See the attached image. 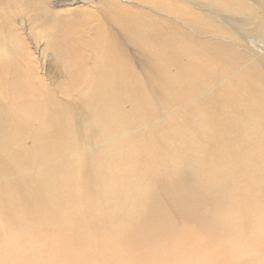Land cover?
<instances>
[{
  "label": "rangeland",
  "instance_id": "1",
  "mask_svg": "<svg viewBox=\"0 0 264 264\" xmlns=\"http://www.w3.org/2000/svg\"><path fill=\"white\" fill-rule=\"evenodd\" d=\"M157 1L0 0V86H12L15 97L35 110L46 102L41 106L49 111L43 122L27 124L4 114L8 102L0 103V191L4 193L0 195V222L5 231L0 235V252L4 258H13L15 243L26 257L32 240L42 247L49 264L56 263L68 243L85 244L88 263L86 257L79 262L84 255L80 250L64 257L67 264H155L157 254L179 242L188 255L195 249L190 254L193 264H264L262 238L241 243L238 259L229 258L221 247L227 234L214 225L220 222L217 212L221 210L210 204L199 205L196 212L188 207L199 170L211 169L213 179L226 191L220 202L228 206L222 204L220 209L243 215L248 188H263L249 197L258 225L264 171L247 182V177L229 172L227 155L222 158L221 151H213L210 140L213 130L219 133L226 126L216 124L208 134L200 123L195 126L189 120L211 106L208 87H200L202 72L208 74V84H215L216 71L223 74L233 68L237 76L254 55L264 58L260 49L264 39L245 31L248 44L235 51L241 61L229 62V56L218 52L221 47L217 49L216 41L198 37L203 25L217 28L195 10L202 0ZM225 1L232 4L235 14L255 16L250 18L252 26L264 27V0H215ZM162 7L168 13L161 17ZM193 16L192 26L182 23ZM244 54L251 55L246 63L241 59ZM99 68L102 78H98ZM104 69L111 82L102 80ZM253 80L249 86H259L264 93V82ZM225 85L224 91L241 88V106L246 107L249 96L256 93L247 95L246 87L237 81L231 82L233 88ZM262 100L259 105L264 104ZM94 106L99 117L89 110ZM242 111L264 124V115H257L255 109ZM72 121L79 124L76 134L71 128L64 130ZM236 135L238 141L246 137L241 130ZM220 142L224 143L223 138ZM41 144L47 149L39 148ZM257 147H263L261 141ZM205 153H209L206 163L199 166ZM95 154H105V158L88 161ZM180 154L181 162L175 166L173 158L179 159ZM167 161L168 165L163 164ZM121 169L123 175H115ZM89 170H94L92 176ZM48 174L56 181L51 182ZM97 175H109V179L99 177L93 183ZM66 188L72 194L70 201ZM85 188L86 196L76 193H85ZM169 190L173 197L165 199L163 194ZM214 197L206 202L214 204ZM184 202V206H174ZM210 208L213 211L204 212ZM199 209L204 210L200 216L206 221L196 214ZM31 210L37 216L30 225L14 218L13 213L33 214ZM67 216L69 239L62 235ZM111 245L121 252L113 261L105 255L106 262H102L101 253L95 257V251H86L104 246L110 250Z\"/></svg>",
  "mask_w": 264,
  "mask_h": 264
},
{
  "label": "bare ground",
  "instance_id": "2",
  "mask_svg": "<svg viewBox=\"0 0 264 264\" xmlns=\"http://www.w3.org/2000/svg\"><path fill=\"white\" fill-rule=\"evenodd\" d=\"M158 2L160 4H164L165 0H158L157 3ZM195 10L198 11V14L202 19L207 17L206 23H214L217 26V28H214V29H210L209 27H207L205 25L201 26L200 31H198L199 32L198 37L201 36L204 39H210L211 41H216L215 43L217 45H219V47L217 49H219L221 47V49L218 52H220L221 54H226L227 56H229V58H228L229 62L234 63V62L241 61L240 59L237 58L235 51L237 49H243V45L248 44L247 42H245L246 41L245 38H246V36H248L247 33H249L251 35H252V33H254L253 36H258V38L264 39V27L252 26L250 18H254L255 16H252V15L240 16L238 13H236V14L233 13V7H232L231 3H228L226 1L221 3V2H215V0H202L201 3L195 8ZM159 11H161V13H159L161 15V17L164 16L163 14L165 12L168 13L166 7L159 8ZM195 18L196 17L193 16V18L189 19L188 21L184 20L182 23L189 25V26H192L190 21L195 20ZM242 18H244V19H242ZM228 29H229V31H228ZM237 46H238V48H237ZM261 48L264 51V41L261 42L260 49ZM250 57H251L250 54H244L241 59L246 63L250 59ZM263 60H264V58L262 56H259V54L254 55V59L249 64H247L245 66V68H244L245 71L244 70L239 71L237 73V76H235L233 74V72H234L233 68L227 69V71L223 74H217L218 71H216V73H215V78H216L215 84H208L207 80H206V78L208 77V74L206 75V74H204V72H202L203 82L200 83L201 84L200 87H208L207 88L208 91L206 93L208 95H210V97H211V100H210L211 106L209 107V110H205L204 112H200L197 115L195 114L196 116L194 115L195 117H193V118H191V120H189L190 123H192L195 126L197 123H200L201 129L206 131L208 134L211 133L214 125H216V124L226 126L219 133H217L213 130L214 133H213L212 137L210 138V140L213 142L214 145L211 147L214 149L213 151H215V152L221 151L220 157L225 158V156L227 155L228 171L232 172L235 175H242L244 177H247V179L245 180L246 182L250 178H252L255 174H257L261 171H264V124L258 123L257 121H255L252 118L251 114L246 113V111L245 112L242 111V109H244V110L255 109V113L257 115H264V104L259 105V103L263 101L262 98H264V93L262 92L261 87H259V86L250 87L249 86L250 83L255 82L253 80L254 78H256L258 81L264 82V62H263ZM104 72H105V76L102 80H106L108 82H111L110 77L108 76L106 69H104ZM102 77H103V69L99 68L98 69V78H102ZM226 81L228 83H226ZM232 81H237L238 85H240L241 87L245 86L247 95H251L252 93L256 92V93L252 94L251 96H249V100H248L246 107L241 106L239 103L240 97L242 95L241 88L239 89V87H237L236 88L237 92H236L235 88L232 89L231 91H230V89H228L227 91H224V89H227V85H225V84H228V87L233 88L231 86ZM2 84H6V83H4V81H3ZM8 87L9 88H7V86L5 87L4 85L0 86V103L1 102H8L3 108L4 114L11 115L12 116L11 118L22 119L27 124L38 123V122L44 121L46 114H48L49 111H47V108L45 106H41V105H47L46 102H43V103L40 102L37 109L35 110V109L29 107L23 99L15 97L17 95V93L16 94L13 93V89L11 88L12 86L10 87V85H9ZM234 87H235V85H234ZM186 93L183 90V94L186 95ZM206 99H207V97L205 98V100ZM81 102L83 104H85V100H81ZM207 102H208V100H207ZM89 110H92L93 113H96L97 117H99L100 113L98 111L96 112L95 106L89 108ZM239 113H243V117H241V115ZM49 115H52V113H49ZM78 125H79L78 123H76L75 121H72L69 124V126L65 127L64 130L66 131V130H69L71 128L73 133L76 134L78 131ZM37 127H40V124H38ZM238 130H241V131L246 133V137L240 141H238L237 135H236V131H238ZM10 132H12V131L10 130ZM6 134H8V132ZM47 135H49V133H47ZM221 135H222V137H220ZM78 138L82 139L81 136H79ZM222 138H223V141L225 144L220 142V140L222 141ZM177 141H178V139H177ZM179 141H181V140H179ZM258 141H261V143L263 144V147L261 149H259L257 147ZM197 142H199V141L194 140V143H197ZM66 143L71 144L70 142H66ZM195 145H199V144H195ZM67 146L70 148L73 147L72 145H67ZM180 147H182V146H180ZM39 148L47 149L42 144L39 146ZM184 154H185V152L183 153V155ZM180 155H182V154H180ZM183 155L179 159H177L175 157L173 158V160H174L173 164L175 166L181 162ZM207 156H209V153L204 154L199 166H202L206 163ZM103 158H105V154H95V155L90 156L88 158V161H95L97 159H99L101 161ZM160 162L162 163L163 161L161 160ZM163 164L168 165V161L163 163ZM238 165H240V168H238ZM100 167H101V165H100ZM93 171L89 170L87 172L90 176H92ZM123 172H124V170L121 169L115 175H119L120 173L123 175ZM199 172H200V174L198 175L197 182H196V192H195V195L194 194L191 195V201L188 203V205H189L188 207H189V209H191V208L193 210L195 209V212H196V209L199 205L200 206H205V205L207 206V204L208 205L210 204L213 207V209L217 208L218 210H221L220 212L214 211V213L217 212L218 218L220 221L218 223H215L214 225H216L217 227L222 229V231L224 232L225 235L227 234V239L225 238L227 241L224 242L225 244L223 246H221V245L220 246L225 247L224 250H225V252L229 258L237 260L241 243H254L257 240V236L262 238V241H264V202L260 203L261 208H260V212H259V222H258V225L256 227V224L254 221L255 218H253V215L255 213V209L251 207V200L249 198V197H252L254 193H258V192L263 191V188H261L259 186H250L248 188L249 197H246V199L244 201L245 213L243 215H240L238 212H233V211H230L226 208H223V209L219 208L222 204L225 206H228L225 202H220L221 200L224 199V194L226 193V191H224L221 188V186H220L221 183H219L213 179V176H214L213 170L209 169L207 172H205L204 170H199ZM45 173H47V170H44L43 174H45ZM101 173H103V171H101ZM109 175L113 176L114 174H109ZM109 175H105V176L97 175L93 179V183L99 177H104L102 181H104L105 178L109 179ZM47 177H49V179H51V182L56 181V178L53 174L52 175L48 174ZM235 184H236L235 187H237L239 185V182L235 181ZM107 187H109V184H107ZM65 192H66L67 199L70 201L72 199V194L68 193V188H66ZM76 193L81 197H83L84 195L86 196V188H85V193H82V191H78ZM3 194L4 193L2 191H0V195H3ZM173 194H174V192L169 190L168 192L164 193L163 195H165V199L166 198L171 199L170 197H173ZM212 196L216 197V198L214 197L215 203L213 204L211 202V200L209 203H207L206 199L207 198L210 199ZM85 198H87V197H85ZM0 201H1V199H0ZM98 201H101V200L98 199ZM85 203L88 204L89 201L85 200ZM194 204H196V205L191 206ZM184 205H185V202L183 204L177 203L174 206H177V208H179V207L184 206ZM174 206H169V207L173 208ZM206 206L204 208H206ZM207 207H209V206H207ZM201 209H199V211L196 213V214H198V216H200L201 213L204 211ZM208 210L209 209H205L204 212H211L212 209L210 208V211H208ZM31 211L33 214L24 213L22 211H19L17 213H13V215H14V218L17 219V221L21 222L22 224L30 225V224H32L31 222L34 221L35 216H37L36 210H31ZM234 215H237V216H234ZM68 217L69 216L64 218V228L66 231L62 233V235L65 236L66 239H69V237H68L69 227L66 228V222H68L67 221ZM188 218H191V217H188ZM192 218H194V217H192ZM203 219L206 221V218H201V216H200V220L202 221ZM193 220H195V219H193ZM1 225H3V224L0 222V235H3L5 233V231L2 229ZM206 226L209 227L208 225H206ZM210 227H212V226H210ZM214 229H216V228H214ZM77 232H79V231H77ZM71 233H73V232H71ZM177 233H179V232H177ZM178 235L181 237L180 233ZM252 236H254V240L249 241V238ZM182 239H183V241H185L184 238H182ZM178 240H180V239H178ZM229 241H230V243H228ZM181 243L183 244V242H181ZM17 244H19V243L14 244V246L16 247V251H15V254L13 256H11L13 258H10V257L4 258V254L0 252V264H31V263H33V264H49L50 260H47V259L44 260L43 249L40 245L36 244V242L31 240V242L28 243L31 246H28L29 254L26 257L22 256V250ZM177 244L179 245V242L176 244H172V247H168L166 250L164 249L165 251L164 252L162 251L163 252L162 254H157L156 256L159 257V260L155 264H193L195 262V258L193 259L192 258L193 255H192V257L190 255V254H192L191 252L193 249H191V252L188 255V253L186 252V249H185L186 247L178 246ZM87 245L91 246L89 243ZM71 247H73V248H71ZM94 249L89 247V248H86V251L88 253L95 251V257L98 256V254H96L97 252L101 253V255H99V257L101 258L100 260H102V262L103 261L106 262V258H105L106 256L105 255H110L112 257L111 261L114 260L115 256H117L119 254L121 255L120 250H118L117 248L114 249L112 245L110 247V250H109V248L107 250L105 248V246L100 248V249H97V248H96V250H94ZM80 250L84 251V255L87 254V253H85V244H84V246L72 244V243L66 244L65 248L62 249L60 255L57 257V261L55 264H61V262L63 260H64L63 264H67L68 261H66L64 259V257H66V256L69 257L71 254L77 255ZM194 250H193V252H195ZM217 251H218V248H217ZM156 252H157V250H156ZM185 252L187 254H185ZM56 254H57V252L52 253V255H54V256ZM153 254H154V252H153ZM84 255H83V257L80 258V260H82V261H79V262H84L83 261L84 258L86 256H88V255H85V256ZM198 255L199 254H197L196 256L194 255V256L197 257ZM102 256H105V257H102ZM87 258L88 257H86V259H85V263H88ZM75 259L77 260V258H75ZM196 259L198 260V257ZM232 261L233 260H230L229 262L232 263ZM77 262L78 261H76V263ZM94 264H100V262L96 261ZM199 264H201V263L199 262Z\"/></svg>",
  "mask_w": 264,
  "mask_h": 264
}]
</instances>
